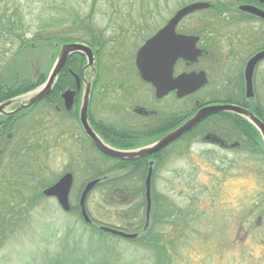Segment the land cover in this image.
<instances>
[{
  "label": "rangeland",
  "instance_id": "1",
  "mask_svg": "<svg viewBox=\"0 0 264 264\" xmlns=\"http://www.w3.org/2000/svg\"><path fill=\"white\" fill-rule=\"evenodd\" d=\"M108 1L110 4L107 7H103V0L94 6L96 10L93 11L92 15L94 16V23H96L95 26L97 28H105L106 24H108L107 20L111 18V13L116 8L114 0ZM213 1L168 0L166 5L161 1L159 3L160 13L153 14L152 19H148L144 25L141 23L142 20L138 18H141L142 14L145 17L147 16L146 13L139 11L138 0H128L132 4L131 8L133 11L131 13L124 12L122 18L127 19L128 17H132L137 20L136 26L140 27L139 30L147 27L148 31H146L147 34L144 38L142 33L139 36L138 34H134L135 30L131 31V35L128 34L129 40L127 39L123 47L118 49L117 55H119L122 62H118V59L111 57L110 53L107 54L108 51L101 55L98 61L97 83H95V91L89 106V111L95 118L96 123L103 121L106 126H113L117 129L125 128L135 121L128 111L132 104L141 105L148 110H163L165 106L169 105L172 112L184 115L192 108L194 99L196 98L204 99L206 103L219 98L218 96L212 95L217 84H210L196 92L194 97L190 95L182 100L167 98L161 102H156L153 99L152 91L148 88L149 86L137 79L132 65L135 52L143 45V42L161 29L178 10L192 3H212ZM218 1L227 4L231 10H234L235 14L232 15L233 19L230 22H226L223 28L217 27L215 29V36L213 38L207 36L206 38H202V41L199 40L197 48L203 51V53L206 50V45L211 50L217 52L218 44L216 42H219V45L226 48L224 49L225 52L227 49L232 50V47L236 44L234 39V32L236 30H240L244 34L256 32L259 37H264L263 21L259 22L256 20L253 24L250 20H247V18H251L248 14L244 13L241 15L244 19L239 18L240 16L237 15V7L246 4L242 2L244 0ZM90 4V0H8L7 4L5 1L1 2L0 17L4 15V19L1 21L3 24L2 31L0 29V80L9 84L11 82V76L14 75L16 79H19L17 80L18 82L24 80L23 83L28 84V82H31L29 80L33 79L32 76L36 69L37 72H41L40 64L45 65L43 71L49 73L54 63L53 59L57 54V52L53 55L50 53L51 58L47 64L44 62L46 53L42 58L38 53L27 56L28 53L24 54L23 52L17 58L15 57L14 54L18 49V45L6 39L7 35L4 29L5 19L14 9H17L24 16L26 24L31 26L29 32L33 34L40 28L39 23H35V14L38 15L43 9H48L50 5L62 7L65 11L60 12L57 16L65 17L67 24L59 27L57 32H60V35L65 38L78 40L81 37V32L73 25V16L64 15L67 11L73 10L77 13L76 17L84 18L83 16L91 9ZM126 4L127 0L120 2L124 10L128 9V7H124ZM250 5L259 8L255 2L250 3ZM103 13L106 15H101ZM211 15L215 16L214 14ZM199 16H201L200 12L183 19L178 26L177 33L193 36L185 32H187V29L194 27L198 22ZM220 20L222 21V19L218 18L216 20L217 23ZM252 29H255V31ZM194 36L198 37L196 35ZM106 37H109L108 33H106ZM198 38L200 39V37ZM259 40L257 44L263 48L264 45L262 43H264V38H259ZM107 48L109 49V46ZM55 50L57 51V48ZM204 55L206 54L204 53ZM204 55L197 65L190 67L191 69L188 70V73L208 72L210 82L216 83L217 74L212 73L215 67L210 60L204 58ZM50 60H52L51 64L49 63ZM95 62H97V57ZM229 75H234L232 69ZM109 83L115 89H119V96L113 90L107 89ZM217 95L221 96L220 93H217ZM261 105L262 110H264V100H261ZM55 116L53 110L47 106L42 105L34 109L25 118L24 116L19 118L21 119L19 122L23 126L15 130L16 136L14 139L19 141L23 135H30L32 140H36L37 133L33 132L31 126L38 125L40 120L45 121L46 118L50 119L53 123ZM29 124L31 126H28ZM62 125H68V123L63 122ZM54 127V129L48 132V141L43 143L41 150L29 151V154L24 159H20L23 162L12 159L13 157L10 159L9 163L16 171L18 170V165L21 163L24 164L22 171L26 173L25 176L19 173L18 179H12L8 182L4 180V174L0 172V204L8 203L9 199L7 200V194L9 190L17 194L20 198L23 196L30 198L40 182L53 184L64 174L67 168L66 166H68V161L65 157L70 156V159L73 160L76 149L62 144L56 145L59 127H56L55 124ZM196 129L200 132L215 131L218 133L224 127L221 126L220 122L209 121L200 124ZM225 134H229L227 136L233 135L229 132ZM221 135L223 138L226 136L222 133ZM203 136H200V138L202 139ZM184 146L186 144L178 143L165 151L164 156L166 158L169 157L168 162L165 164V167L158 170L155 187L159 193L165 195H167L166 188L172 189L173 191L169 193L171 199L176 203H180L181 199L177 197L180 191L185 192L186 196L191 195L189 190H186L181 184L189 180L191 182L195 181L198 187L206 190L205 193L202 191L201 196L196 197L198 200L195 210L201 215H203L202 212L205 215L208 214V221H211V218H215L217 220L215 226L219 227V229L216 231L212 227L210 229L211 234L207 236L208 239H204L203 230L201 229L202 234L200 231H198V234H187L184 241L179 243L174 242L172 254L175 256V264H264V244H262L260 234H250L245 240L240 241L244 234L243 232L242 234H240V231L238 232V227L240 226V211H245L247 214L252 203L255 204L257 202L256 185L251 175L252 167L247 166V160L242 155L238 158L231 152H222L202 143L193 144L187 157H183L180 160L178 151H183ZM81 149L80 162H86V159L88 157L90 158L92 153H89V150H85L84 146ZM170 150H172L171 156H169ZM44 151H47V154ZM207 152H212V155H214L211 158L212 160L208 159ZM2 161L4 163L9 160L4 158ZM78 165L74 168L76 176L74 177L72 190L69 195L71 207L77 206L80 193L86 181L82 182L85 172ZM5 167H7V164L4 166V169ZM122 174L121 172L113 173L108 177L114 178ZM177 174L180 176L178 177ZM5 182L7 184H4ZM76 196L77 200L75 199ZM34 202L35 206L30 212L22 213V209L19 210L20 215L15 217L16 229L14 233L6 241H0V264H42L43 261L53 259L55 254H64L58 250L62 244H66L64 236L67 229L72 232V237L78 238V216L75 213L67 214L62 212L54 199L42 198ZM186 203L189 204L188 201ZM97 208L99 211H97ZM87 210L93 218L99 221L107 218L106 221L112 224V221L115 220L113 216L111 217L109 215L113 214V211L105 207L96 194H92L87 201ZM250 222H253V219ZM198 226L199 228L203 227L202 225ZM191 227H196V225H191ZM245 228L247 229L248 225ZM84 241H86L87 245H94L93 247L98 246L94 239ZM100 247L101 249L98 250L105 252L109 261L112 260V264H131L134 261L136 262L135 264H157L161 253L158 250L141 249L132 244L128 245L127 243H120L119 245L102 244ZM116 256H120L121 259L118 260Z\"/></svg>",
  "mask_w": 264,
  "mask_h": 264
},
{
  "label": "trees",
  "instance_id": "2",
  "mask_svg": "<svg viewBox=\"0 0 264 264\" xmlns=\"http://www.w3.org/2000/svg\"><path fill=\"white\" fill-rule=\"evenodd\" d=\"M5 1L6 4L8 0H0V3ZM101 1V0H100ZM99 0H90V11L82 17H76L77 13L73 10L67 11L64 16H73V25L75 28L81 32V37L79 39L65 38L60 35V32H57V29L61 26L67 24V20L65 17H58L57 14L65 11L64 8L59 6L50 5L49 8L41 11L38 15L35 14V23H39L40 28H38L33 34H30L29 29L30 25L26 24L24 16H22L17 9H14L11 14H9L4 22V29L7 35V40L11 43L17 44L18 49L15 52V57L17 58L22 52L28 53L27 56L38 53L42 58L44 57V62L48 63L50 57V53L52 55L57 52L55 49L57 46L64 43H72V42H80L84 43L95 51V56L97 57V74H98V61L102 54L107 52L110 53L111 57L118 59V62L121 61L118 54V49L123 47L124 43H121V36L126 33L128 30H135L134 34H138V36L142 33L143 38L146 36L148 28L139 30L140 27L136 26V19L132 17H128L127 19L122 18V14L124 12L131 13L132 4L128 2L124 7H128L127 10H124L120 5V2L124 0H114V4L116 5L115 10L111 13V18L107 20L108 24H106L105 28L100 29L97 28L94 23L93 11H95V5L100 3ZM163 1V3L168 2V0H138L139 11L141 13H146V16L142 14L139 20H142V24L145 25V22L148 19H152L153 14L160 13L159 3ZM242 1V0H241ZM244 3H249L250 0L242 1ZM162 3V4H163ZM108 0H103V7H107L109 5ZM210 7L206 11L200 12L198 17V22L194 25L193 28L187 29L185 33H189L190 35H196L202 38H206L207 36H215V29L217 27H224L226 22H228V18L231 17L230 13H233L234 10L230 9V7L218 0H214L212 3H209ZM99 11V10H97ZM1 12V7H0ZM126 13V14H129ZM214 14L215 16H212ZM101 15H106L105 13ZM220 20L217 23V19ZM2 19H4V15L0 17V29L2 31L3 24ZM222 24V25H221ZM110 26V28H108ZM74 28V29H75ZM71 30L72 27H70ZM124 31V32H123ZM108 33L111 36L110 39H113V42L110 40L105 41L103 39V35ZM137 36V37H138ZM30 37V38H28ZM117 38V39H116ZM116 40V41H115ZM202 41V40H201ZM219 45V42H216ZM111 44V45H110ZM109 46V49L107 48ZM34 58V56H33ZM33 60V59H32ZM36 62V61H34ZM52 60H50L51 64ZM30 63V61H29ZM84 64V57L76 54L73 55L67 62L66 67L59 75L56 84L50 93V95L44 99L42 102L38 103L33 109H36L40 106H44L47 103L57 104L58 94L62 92L67 85H64L61 81L63 78L71 79V74L68 72L71 71L73 74L79 76L81 66ZM50 66V65H49ZM41 72H37L35 70L33 79H30L28 84H24V80H20L19 82L14 77L11 76L10 83H4L0 80V103L10 100L12 98L21 96L26 94L35 88L41 86L47 76L45 73L43 64H40ZM36 68V67H35ZM96 79L94 82L97 81ZM71 86V85H70ZM219 97L218 99L210 100L211 104H226L233 103V101H222ZM204 99L196 98L194 99V103L192 105V112H188L186 114L187 119L193 114L197 108L206 105ZM195 103H198L199 107L195 106ZM59 106V105H58ZM53 113H57L55 109L51 108ZM29 112V111H28ZM24 114L23 116L27 115ZM31 112V111H30ZM29 112V113H30ZM182 115V114H181ZM180 114H177L176 123L172 127V129L178 127L183 123V119H180ZM257 116L264 121V115L257 112ZM25 118V117H24ZM21 119L15 118V116L0 118V172L4 174V180L10 181L12 179H18L19 173L25 176V172L22 171L24 164L18 165V170L13 169V166L9 163L10 159L20 160L24 159L29 151L36 150L38 146L37 143H42L43 140L41 138V132L38 130H33V132L38 133L39 136L36 140H32L30 135H23L22 139L16 141L14 137L16 136L17 129H20L23 124L19 122ZM152 120L151 122H153ZM214 121L220 122L221 126L224 129H221L218 133L215 131H210L213 136L223 138L221 133L229 132L233 134L234 131L244 132L243 135L251 134L252 140H255L259 143L258 147H261V140L257 131L243 118L238 116L221 113L207 118L202 124ZM50 124V123H49ZM47 122L39 121V124L36 125L38 127H43V125H49ZM51 125V124H50ZM203 126V125H202ZM238 126L242 128V130L238 129ZM198 127V126H197ZM196 127V128H197ZM196 128L191 130L189 133L185 134L181 137L176 144L184 143V153L180 155V160L186 155L189 154V150L193 144L199 143V137L204 135V132L198 131ZM245 128V130H244ZM145 133L140 134L139 138L131 139L130 144L127 139H117V142H112L109 145L118 150H133L146 144L151 143L153 140L161 137L163 132H156L151 127L145 128ZM171 129V128H170ZM171 129V130H172ZM247 129V130H246ZM8 134H12V139H6ZM226 136L229 134H225ZM224 135V136H225ZM234 135V134H233ZM223 138L226 142H230L232 139ZM230 137V136H227ZM235 140V138L233 139ZM247 140H249L247 138ZM33 142V143H32ZM175 144V145H176ZM257 148V146H256ZM255 148L251 149L254 151ZM258 149V148H257ZM250 150V148H249ZM262 150V149H261ZM166 150L160 152L159 154H155L152 157L136 159L133 161H120L108 158L101 153H99L95 148H92L91 157L79 163L78 167L81 168L82 171L85 172L84 175V184L88 181L101 179L100 183L96 184L93 190L86 198V211L88 217L91 221V224H86L83 222L82 217L79 214L78 204L75 207H71V211L69 213H75L78 216L77 224L79 227V235L78 238H74L71 236L72 232L67 229L64 238L66 239V244H62L59 248V252L64 254H55L53 259H48L43 261L42 264H112V260L109 261L107 254L101 250L102 244H117L127 243L128 245H135L141 249L147 248L148 250H158L160 251L159 262L157 264H175V256L172 254V248L174 246V242L179 243L184 241L187 234H195L201 232L202 228H199L198 225H202V215L195 210L197 207V196H201V193L206 192L201 187H198L195 181L191 182L190 180L181 184L186 190H189L191 193L190 196H186L185 192L180 191L177 194L180 203H176L173 201L169 195L170 191H173L170 188H166V193L162 194L157 191L155 187V181L157 179V172L165 164L168 162V159L165 160ZM257 152L254 151L253 153ZM264 156V151H262ZM184 155V156H183ZM210 155V154H209ZM8 159V162L2 161V159ZM153 161V170L151 176V209L149 213L148 227L143 231L146 218H145V199H144V180L148 170V162ZM23 162V160H20ZM7 164V167L4 166ZM250 167V165H247ZM252 171L255 174V185H256V199L257 202L253 205H257V210L255 212H251L254 214V221L257 223L256 226L258 229L264 228V164H253L251 165ZM167 168V167H166ZM16 171V172H15ZM66 172H70L74 177L76 176V172L71 169L66 168ZM123 173L122 175L114 178H109L108 176L113 173ZM179 177L180 175L177 174ZM25 182V181H24ZM26 183V182H25ZM4 184H7L5 182ZM52 183L48 182H40L35 189L32 197L27 198V196H23L20 198L17 194L11 192L9 190L7 194L8 203L0 204V241H6L16 229V221L15 217L20 215L19 210L22 213L30 212V210L35 206V202L39 199H42L41 191L44 188L51 186ZM83 185V183H82ZM81 185V186H82ZM186 185V186H185ZM10 188V187H9ZM11 189V188H10ZM78 194V192H77ZM92 194H96L99 196L102 204L113 211V214H109L115 220L107 222V218L101 219V221L95 219L88 213L87 210V201L91 197ZM200 194V195H199ZM77 200V196L75 197ZM18 201H20L18 203ZM188 201L189 204L186 202ZM17 203V204H16ZM26 208V211H25ZM97 211L99 209L97 208ZM90 212V211H89ZM199 214V215H198ZM246 215V212H240L241 217ZM110 217V218H111ZM191 225H196V227H191ZM101 226H109L118 228V230L126 232V233H139L138 238L134 240H124L122 238L112 236L108 233L102 232L99 227ZM202 234V232H201ZM87 239H94L96 242V247L94 245H87ZM173 244V245H172ZM162 248V249H158ZM49 254V253H48ZM121 259L120 256H116ZM136 262H131V264H135ZM126 264V263H125ZM177 264V263H176Z\"/></svg>",
  "mask_w": 264,
  "mask_h": 264
},
{
  "label": "water",
  "instance_id": "3",
  "mask_svg": "<svg viewBox=\"0 0 264 264\" xmlns=\"http://www.w3.org/2000/svg\"><path fill=\"white\" fill-rule=\"evenodd\" d=\"M259 3H264V0H257ZM209 8V4L205 2H196L184 6L178 10L168 22L159 29L153 36L147 39L139 48L135 56V68L140 79L149 84L154 89L156 99H161L168 93L175 92L177 99L190 96L201 90L206 84L207 79L203 71L182 73L174 76V67L178 60H182L188 64L197 63L202 55V51L197 48L199 41L198 37L187 36L176 33V28L179 23L193 13L203 11ZM238 10L262 19L264 21V12L249 5L239 6ZM59 51L48 74V77L43 85L36 90L26 93L22 96L10 99L0 104V116L10 117L20 111L26 110L31 106L39 103L51 93L56 79L66 65L69 57L80 54L83 55L86 61L83 67L82 77L84 79V71L88 70L86 82L84 83L85 90L82 95V103L79 111L80 124L94 147L104 156L120 161H133L140 158L150 157L162 151L164 148L179 140L183 135L194 129L205 119L227 113L245 119L252 125L263 142L264 147V125L262 122L251 114L246 109L230 104L207 105L200 108L192 117L183 122L175 130L165 134L157 142L133 151L116 150L104 144L98 136L92 131L88 124L87 112L90 96V83L95 77V58L92 50L80 43H67L59 47ZM264 57V52L252 58L246 67V88L248 93H251V76L255 63ZM66 109H69L74 92L66 91L62 95ZM12 107H14L12 110ZM152 165L149 163L148 171L144 181V199H145V218L146 222L143 231L148 227L149 213L151 209V175ZM101 179H95L88 182L79 198L80 215L83 222L91 224V221L85 210V200L87 195L92 191L96 184L100 183ZM72 185V176L66 174L61 177L54 185L44 189L42 195L46 198H54L61 210L65 213L70 211L69 193ZM99 229L102 232L108 233L125 240H134L138 238L139 233H125L115 228L101 226Z\"/></svg>",
  "mask_w": 264,
  "mask_h": 264
},
{
  "label": "flooded vegetation",
  "instance_id": "4",
  "mask_svg": "<svg viewBox=\"0 0 264 264\" xmlns=\"http://www.w3.org/2000/svg\"><path fill=\"white\" fill-rule=\"evenodd\" d=\"M255 3H257L259 8L262 9L261 11H264V3H259L258 1H255ZM238 15L240 16L239 18H243V16H241L240 14ZM247 20H250L251 23L253 24L255 22V19L247 18ZM252 30L255 31V29H252ZM131 31L132 30L126 31V33L120 37L121 43L127 42L128 34L131 35ZM110 38L111 36L106 37V34L103 35V39L105 41L110 40V42H113V39H110ZM259 38L263 39L264 37L263 36L259 37L258 33L256 32L244 34L242 31L236 30L234 32V39L236 41V44L234 47H232V50L227 49V51L225 52L224 49L226 48L222 45H218V51L215 52L206 45L207 52L206 50H204V53L206 55H204L202 51L201 56L204 55V58L210 60L213 63L215 68H213L212 73L217 74V82L213 83L211 81L212 82L211 83L210 79H208L209 77L208 72L203 71L204 74L206 75V79L208 80L207 84L203 88L207 87L210 84H217L215 86V91L212 95L224 98V99H221L222 101H233V103H226V104L235 105L237 107L246 109L264 124V121L261 120L257 116V112L264 115V110H262V105H261V100H264V57L260 58L253 67L251 81H250L251 82V93H248L247 88H246L247 64L252 58L264 52V47L261 48L260 45L257 44V42L260 41ZM262 44L264 45V43ZM136 53L137 51L135 52V55ZM135 55L133 57L132 65H133L135 75L137 76V79L141 81L139 78L138 72L135 68V63H134ZM195 65L197 64L196 63L188 64L182 60H178L175 64L173 74L174 76H177L182 73H188V70L191 69L190 67H193ZM83 66H81L79 76L72 74L71 71L68 70V72L72 76L71 79L63 78V80L61 81L64 85L66 84H69V85H67L63 90H61L62 92L58 94L57 103L59 106L51 102L44 104V106L53 108L55 109V111H57L56 114L54 113L56 116L53 118V123L50 121V119L46 118V120L43 122H47L48 124L50 123L51 125L50 124L43 125V127L28 125V126H31L33 130H38L41 132L40 139H42L43 142L37 143L38 146L36 147V149L38 150H41L43 148V143L48 141V138H49L48 132L51 129L55 128L54 124L56 127H59V133H58L56 145L62 144V145H66L68 147L76 149V152L74 153L75 158L73 160L70 159V156L65 157L68 161V166L66 167L68 169H71L72 171H74V168L76 167V165H78L81 161L82 146H84L85 150H89V153H92V148L94 147L92 142H90V140L86 136L80 124V121H79V111H80V106L82 103V95L85 90L84 83L86 82V78H87V70H85L84 71L85 80H83V77H82ZM179 67H180V71H179ZM231 69L233 70V74H234L233 76L229 75V73H231ZM95 83H97V81L96 82L91 81L90 83V96H89V103H88L87 118H88V124L90 128L104 144L109 146L110 143L117 142L118 138L127 139L128 140L127 144H130L129 142L131 139L135 140L139 138L140 134L145 133V128H149V127L154 129L158 133L163 132L164 133L163 135L177 128L176 127L172 129V127L176 123L177 114L171 111V108L169 107V105L165 106V109L163 110L162 109L148 110L147 108L141 105H138V104L130 105L128 111H129V114L133 117V119H135V121L130 123L129 125H127L125 128H122V129H117L113 126H106L103 121L96 123L94 120L95 118L91 115L89 111L90 101L95 91ZM148 86H149L148 88L152 91L153 99H155L156 102H161L167 98L177 99L175 92L168 93L166 96H164L161 99H156L154 95V89L150 85ZM107 89L113 90L116 93V95L119 96V89H115L111 83L107 85ZM66 91L74 92V97H72V102L70 103L69 109H66L65 101L62 97V95ZM217 93H220L221 96L217 95ZM191 96L194 97L195 95L192 94ZM206 105H213V104L209 102ZM195 106L199 107L198 103H195ZM189 111L192 112V109L188 110L186 114H188ZM186 114L180 116V119L184 120L183 122L187 120ZM193 114H191V116ZM152 120L154 121L151 122ZM63 122L68 123V125H62ZM203 122H201L200 124H202ZM238 129L242 130V128H240L239 126H238ZM203 132H204L203 138L201 139L199 137V140H198L200 143L209 145L222 152H231L235 154L236 157L238 158H240V156L242 155L243 158L247 160V165H250V166L253 164H262V163L264 164V156L262 154L263 153L262 151H264V147H263L262 139L258 132L257 133L259 135V138L261 139L260 143H261L262 150L260 149V147H258L259 143H257L255 140H252L251 134L243 135L244 132H239L236 130L233 132L234 135H231L230 137L226 136L227 139H232L230 142H226L223 138H220L218 136L216 137V135L213 136V134L210 131H203ZM38 136L39 134L37 133V137ZM11 138H12V134H8L6 136V139L10 140ZM234 138L235 140H233ZM247 138L249 140H247ZM176 143L177 141L175 143L170 144L168 147H166L162 151L168 150L172 146H175ZM256 146L258 149L256 148ZM253 148H255L254 151L257 150V152L253 153L254 151H251V149ZM44 152L45 154H47V151H44ZM160 152H158L157 154H159ZM182 153H184V151H178V154L181 155ZM0 154H1V151H0ZM171 154H172V150H170L169 156H171ZM207 155H208V159H211L214 156L212 155V152H207ZM184 157H186V155ZM168 158L165 157V160ZM65 174H63L62 176H64ZM251 175L253 176L254 181H255V174L251 172ZM253 204L254 203H252V205L250 206V210H248V213L244 215L243 217H241L239 213L240 226L238 227V232L240 231V234H242V232L244 234L243 237L240 239V241L245 240L250 234L255 235L258 233L262 237V244H264V228L261 229L262 226H260L259 229L258 227H256L260 225V222H259V225H257V223L254 220L253 222H250L251 219H254V214L250 213V211L255 212L257 210V205H253ZM202 214H203L202 215L203 237L204 239H208L207 236L211 234L210 229L214 227L213 230L217 231L219 227L215 226V222L217 221L215 218H211V221H208L209 215L207 213H206L207 215H205L203 212ZM204 223H205V227H204ZM246 225H248L247 229L245 228Z\"/></svg>",
  "mask_w": 264,
  "mask_h": 264
}]
</instances>
